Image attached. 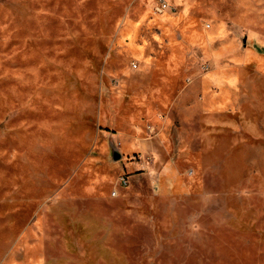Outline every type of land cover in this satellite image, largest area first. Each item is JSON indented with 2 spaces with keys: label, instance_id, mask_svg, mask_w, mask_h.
Listing matches in <instances>:
<instances>
[{
  "label": "rangeland",
  "instance_id": "rangeland-1",
  "mask_svg": "<svg viewBox=\"0 0 264 264\" xmlns=\"http://www.w3.org/2000/svg\"><path fill=\"white\" fill-rule=\"evenodd\" d=\"M157 1L0 0V264H264V0Z\"/></svg>",
  "mask_w": 264,
  "mask_h": 264
},
{
  "label": "crops",
  "instance_id": "crops-1",
  "mask_svg": "<svg viewBox=\"0 0 264 264\" xmlns=\"http://www.w3.org/2000/svg\"><path fill=\"white\" fill-rule=\"evenodd\" d=\"M134 133V131L130 132L125 126H119V128L114 132V136L115 138L120 139L122 143L124 141L123 147L127 150H133L135 147H147L145 142L141 139H138Z\"/></svg>",
  "mask_w": 264,
  "mask_h": 264
},
{
  "label": "built area",
  "instance_id": "built-area-1",
  "mask_svg": "<svg viewBox=\"0 0 264 264\" xmlns=\"http://www.w3.org/2000/svg\"><path fill=\"white\" fill-rule=\"evenodd\" d=\"M167 5H168V3H167L166 0H158V1H157V4H156V8L162 10V8L165 7V6H167ZM135 64H136V63H135ZM121 180H122V182H124V183L127 181V179H126L123 175H121ZM112 193L115 194V193H116V190H113Z\"/></svg>",
  "mask_w": 264,
  "mask_h": 264
},
{
  "label": "water",
  "instance_id": "water-1",
  "mask_svg": "<svg viewBox=\"0 0 264 264\" xmlns=\"http://www.w3.org/2000/svg\"><path fill=\"white\" fill-rule=\"evenodd\" d=\"M244 40H246L245 37H244ZM112 153H113V157H114V158H119L120 155H121L120 150H119L118 147L115 146V145L112 146Z\"/></svg>",
  "mask_w": 264,
  "mask_h": 264
},
{
  "label": "bare ground",
  "instance_id": "bare-ground-1",
  "mask_svg": "<svg viewBox=\"0 0 264 264\" xmlns=\"http://www.w3.org/2000/svg\"><path fill=\"white\" fill-rule=\"evenodd\" d=\"M164 12V11H163Z\"/></svg>",
  "mask_w": 264,
  "mask_h": 264
}]
</instances>
